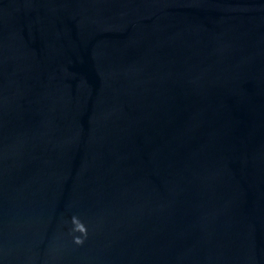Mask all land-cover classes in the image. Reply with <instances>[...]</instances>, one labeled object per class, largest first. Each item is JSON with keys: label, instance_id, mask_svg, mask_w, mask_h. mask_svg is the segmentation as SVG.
<instances>
[{"label": "water", "instance_id": "1", "mask_svg": "<svg viewBox=\"0 0 264 264\" xmlns=\"http://www.w3.org/2000/svg\"><path fill=\"white\" fill-rule=\"evenodd\" d=\"M0 264H264V0H0Z\"/></svg>", "mask_w": 264, "mask_h": 264}]
</instances>
